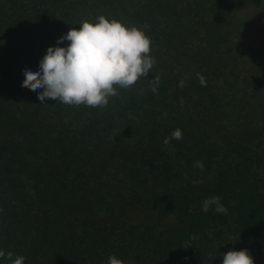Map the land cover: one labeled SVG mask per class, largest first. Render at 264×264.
I'll list each match as a JSON object with an SVG mask.
<instances>
[{
    "label": "trees",
    "instance_id": "16d2710c",
    "mask_svg": "<svg viewBox=\"0 0 264 264\" xmlns=\"http://www.w3.org/2000/svg\"><path fill=\"white\" fill-rule=\"evenodd\" d=\"M100 15L150 37L147 77L105 108L22 87ZM213 195L226 214L202 211ZM242 248L264 264V0H0V250L24 264H221Z\"/></svg>",
    "mask_w": 264,
    "mask_h": 264
},
{
    "label": "clouds",
    "instance_id": "9594fccd",
    "mask_svg": "<svg viewBox=\"0 0 264 264\" xmlns=\"http://www.w3.org/2000/svg\"><path fill=\"white\" fill-rule=\"evenodd\" d=\"M69 41L67 46H49L46 54L35 70L25 69L22 87L37 91L38 99L59 101L64 105H85L92 108H105L111 97L118 95V89H129L141 77H147L156 59L150 55L151 39L135 25L100 15L95 22L84 20L79 28L73 27L58 38L57 44ZM202 86H206L203 75L197 74ZM153 93H157L160 77L150 82ZM185 82L180 81V87ZM43 89V91H38ZM183 103V101H181ZM171 139H183L182 130L176 128ZM164 144L170 139L165 138ZM194 167L201 171L203 161H195ZM198 184V180L192 182ZM213 195L202 202V211L208 212L214 205L217 213H227V208ZM221 264H255L248 249L229 250L223 253ZM0 250V258L10 264H24L26 257ZM107 264H125L114 254L108 257Z\"/></svg>",
    "mask_w": 264,
    "mask_h": 264
}]
</instances>
